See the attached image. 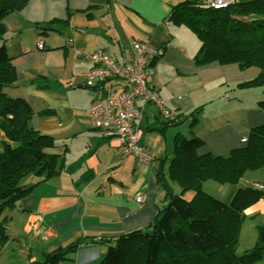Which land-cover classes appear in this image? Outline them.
Returning <instances> with one entry per match:
<instances>
[{
  "label": "crops",
  "instance_id": "crops-1",
  "mask_svg": "<svg viewBox=\"0 0 264 264\" xmlns=\"http://www.w3.org/2000/svg\"><path fill=\"white\" fill-rule=\"evenodd\" d=\"M182 1L29 0L4 19L3 44L16 83L3 92L28 103L29 126L54 142L49 152L59 157L61 172L41 183L26 178L24 184L32 189L15 209L4 211L8 241L0 250V264H49L50 255L83 237L93 238L96 245L68 255L67 262L99 264L105 253L101 240L144 230L157 215L163 192L155 174L159 158L172 155L177 133L201 138L205 145L200 153L225 156L242 146L241 139L252 128L264 125V112L257 106L264 88H237L258 77L260 70H240L236 64L197 65L194 56L200 41L188 28L168 20ZM137 40L163 49L152 68L163 104L181 116L197 112L198 117L192 127L186 119L159 131L163 119L148 104L141 120V145L153 156L148 163L123 156L115 136L90 125L89 107L121 93L125 83L109 80L84 88L92 64L78 54L101 51L123 63L134 57L132 44ZM252 179L241 180L239 186H263ZM237 187L205 182L202 189L228 203ZM138 191L144 194L142 203L135 201ZM258 216L264 217V199L244 211V218ZM257 226H252L254 232ZM10 245L12 250L6 252Z\"/></svg>",
  "mask_w": 264,
  "mask_h": 264
},
{
  "label": "trees",
  "instance_id": "trees-1",
  "mask_svg": "<svg viewBox=\"0 0 264 264\" xmlns=\"http://www.w3.org/2000/svg\"><path fill=\"white\" fill-rule=\"evenodd\" d=\"M28 1L0 0V250L8 241L9 218L4 211L15 209L30 192L32 187L24 184L26 178L35 177L36 183H41L61 172L59 157L49 152L54 142L29 126L32 109L28 103L3 92L16 83L15 69L3 44V21ZM168 20L188 28L200 41L194 56L197 65L257 68L258 77L237 84V88H264V0L234 1L218 10L205 8L202 0H183L172 9ZM257 106L264 112V99ZM197 118V112L176 114L173 120H160L158 130L186 119L192 127ZM241 144L225 156H213L200 153L205 145L201 138L177 133L172 155L159 158L155 174L163 192L157 215L144 230L101 240L105 253L99 264H256L262 260L264 226H258L257 243L252 249L242 255L236 251L244 211L264 199V186H239L246 172L264 169V125L252 128L247 142ZM206 181L238 187L225 203L202 189ZM89 245H96L93 238H80L54 252L47 261L59 264Z\"/></svg>",
  "mask_w": 264,
  "mask_h": 264
},
{
  "label": "built area",
  "instance_id": "built-area-1",
  "mask_svg": "<svg viewBox=\"0 0 264 264\" xmlns=\"http://www.w3.org/2000/svg\"><path fill=\"white\" fill-rule=\"evenodd\" d=\"M234 1L202 0V4L205 8L218 10ZM37 47L44 49L41 42H38ZM132 48L134 57L123 63L109 58L101 51L83 53L80 50L78 54L92 64L84 77L87 87H95L105 80H121L125 83V89L121 93L96 101L89 107L90 125L106 135L115 136L123 156L131 155L148 163L153 156L141 145V120L146 106L152 104L163 120H173L176 112L163 104L152 79V68L163 55V49L152 47L141 40L134 41ZM246 142L247 138L241 139V143ZM135 201L142 203L144 194L138 191Z\"/></svg>",
  "mask_w": 264,
  "mask_h": 264
},
{
  "label": "rangeland",
  "instance_id": "rangeland-1",
  "mask_svg": "<svg viewBox=\"0 0 264 264\" xmlns=\"http://www.w3.org/2000/svg\"><path fill=\"white\" fill-rule=\"evenodd\" d=\"M242 1H248V0H242ZM252 90H254V89L252 88ZM250 176L251 177H255V179H258V180L252 179V181H255V182H257V183H259V184L264 186V169L263 170L246 172L244 174L242 180L243 179H249ZM206 182L209 183V184L220 185V184H218L216 182H213V181H206ZM210 182H212V183H210ZM247 183L251 184V182H247ZM209 186L210 185H205L204 187H205L206 190H208V191L213 193L215 190L212 189V188H210L211 189L210 190ZM210 192L209 193L207 192V193L209 195H212ZM263 221H264V217H260V216H258L256 219H253L251 217L250 218H244V220L242 221L241 231H240L239 239H238L239 243H238V247H237V251H236L237 255H242L246 250L252 249L256 245L257 238H258V226H264V222ZM256 224H258L257 231L254 232V228H255ZM3 245L1 244L2 247H3ZM11 250H12V246L10 245L6 249V252L11 251ZM67 260L68 259H65V260H63V262H66L65 264H69V261L67 262ZM256 264H264V258L262 260H260L259 262H257Z\"/></svg>",
  "mask_w": 264,
  "mask_h": 264
},
{
  "label": "water",
  "instance_id": "water-1",
  "mask_svg": "<svg viewBox=\"0 0 264 264\" xmlns=\"http://www.w3.org/2000/svg\"><path fill=\"white\" fill-rule=\"evenodd\" d=\"M84 88H87V86H84Z\"/></svg>",
  "mask_w": 264,
  "mask_h": 264
}]
</instances>
